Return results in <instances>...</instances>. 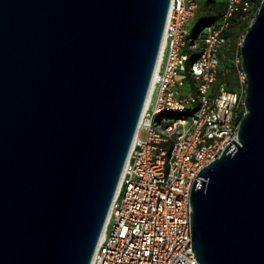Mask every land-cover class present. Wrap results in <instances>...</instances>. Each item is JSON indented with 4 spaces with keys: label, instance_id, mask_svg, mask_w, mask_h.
Wrapping results in <instances>:
<instances>
[{
    "label": "water",
    "instance_id": "obj_1",
    "mask_svg": "<svg viewBox=\"0 0 264 264\" xmlns=\"http://www.w3.org/2000/svg\"><path fill=\"white\" fill-rule=\"evenodd\" d=\"M171 2L0 0V264H92ZM240 53L238 141L190 192L199 264H264V1Z\"/></svg>",
    "mask_w": 264,
    "mask_h": 264
},
{
    "label": "built area",
    "instance_id": "obj_2",
    "mask_svg": "<svg viewBox=\"0 0 264 264\" xmlns=\"http://www.w3.org/2000/svg\"><path fill=\"white\" fill-rule=\"evenodd\" d=\"M222 1L221 18L195 34L198 0L171 2L154 88L92 264H176L180 258L199 264L192 250L191 187L205 166L238 141L245 113L244 36L232 60L238 87L219 81L229 72L222 66L228 33L234 23L251 25L264 0Z\"/></svg>",
    "mask_w": 264,
    "mask_h": 264
},
{
    "label": "trees",
    "instance_id": "obj_3",
    "mask_svg": "<svg viewBox=\"0 0 264 264\" xmlns=\"http://www.w3.org/2000/svg\"><path fill=\"white\" fill-rule=\"evenodd\" d=\"M198 3H199V7H198V10H197V13L200 16V21L197 22L198 28L193 30L194 31L193 34H195L200 29L201 26H204V25H207V24H210V23H213V22H217L221 18L222 14H223V12L225 10V7H226L225 3L222 0H198ZM247 26H249V25L246 24V23H234L232 25L231 30L228 33V36H229L230 40L235 36L234 32L236 30H237V32L238 31H244V29ZM230 47H229V49H230ZM228 51L229 50H227V52ZM227 59H228V56L226 54L225 59H223L222 66L225 69H228L229 72L227 74H225V75H220L219 81L220 82H222V81L227 82L229 88L230 89H234L235 88L234 85L229 80V76L232 73L231 72V68H230L229 65L226 66V67L224 65L225 62L227 61Z\"/></svg>",
    "mask_w": 264,
    "mask_h": 264
},
{
    "label": "rangeland",
    "instance_id": "obj_4",
    "mask_svg": "<svg viewBox=\"0 0 264 264\" xmlns=\"http://www.w3.org/2000/svg\"><path fill=\"white\" fill-rule=\"evenodd\" d=\"M200 21V16L198 15V13L196 14V16H195V18L193 19V21H192V24H191V26H192V28H193V30H195V29H197L198 28V26H197V22H199ZM207 23V22H206ZM249 25V24H248ZM250 26V25H249ZM249 26H247L245 29H244V31H238L237 32V30L234 32L235 33V36L230 40V49H229V51L228 52H226V54H227V56H228V59H227V61L225 62V67L226 66H230V68H231V75L229 76V80H230V82L234 85V87L235 88H237L238 87V79H237V74H236V72H235V70H233L234 68H233V64H232V60H233V55H234V53L236 52V50L239 48V43H240V39L245 35V33H246V31L248 30V28H249ZM206 30H207V28H205L204 30H203V32H206ZM230 53V54H229ZM229 54V55H228ZM195 55V54H194ZM155 98H156V96H154V98H153V100H152V104H151V107L153 108L154 107V105H155ZM192 112H193V110L192 109H190V110H188L187 112H186V114L187 115H190V114H192ZM172 117H176V116H172ZM147 138V131L146 130H144L143 132H142V134H141V139L142 140H145Z\"/></svg>",
    "mask_w": 264,
    "mask_h": 264
},
{
    "label": "bare ground",
    "instance_id": "obj_5",
    "mask_svg": "<svg viewBox=\"0 0 264 264\" xmlns=\"http://www.w3.org/2000/svg\"><path fill=\"white\" fill-rule=\"evenodd\" d=\"M165 40H166V33H165V38H164V43H163V47H162V52H161L160 60H159V63H158V66H157V69H156L155 75H156L157 72H158L159 65H160V62H161V59H162V53H163V49H164V45H165ZM153 88H154V83L152 84L151 91H150V94H149V97H148V101H147L146 107L148 106V103H149V100H150V97H151V93H152ZM121 182H122V180H121ZM120 186H121V183H120ZM120 186H119L118 192H119V190H120ZM117 195H118V193H117ZM111 213H112V209H111V211H110V214H109V217H108L107 224H108V222H109V220H110ZM106 227H107V225H106ZM105 230H106V228H105ZM104 232H105V231H104ZM104 234H105V233H103L102 238L104 237ZM101 240H102V239H101Z\"/></svg>",
    "mask_w": 264,
    "mask_h": 264
}]
</instances>
